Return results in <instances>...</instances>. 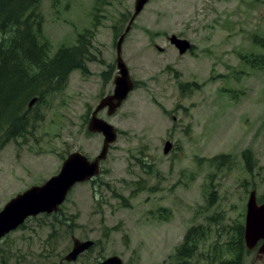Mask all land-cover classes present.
<instances>
[{
    "label": "rangeland",
    "instance_id": "rangeland-1",
    "mask_svg": "<svg viewBox=\"0 0 264 264\" xmlns=\"http://www.w3.org/2000/svg\"><path fill=\"white\" fill-rule=\"evenodd\" d=\"M134 2L41 0L50 56L91 31L96 60L86 74L73 72L62 94L35 103L24 136L0 139V211L59 173L71 153L90 161L101 153L104 138L87 125L114 91L116 41ZM173 35L192 49L181 56ZM122 53L136 85L112 117L99 113L119 131L100 175L69 192L58 219H28L0 240V264H69L63 257L73 236L95 247L72 264L112 256L176 264L190 228L202 225L209 237L197 241L187 264H225L242 254L228 245L213 252L244 225L251 191L264 200V0H151ZM167 141L173 149L165 155ZM223 155L228 164H212ZM243 252V264H264L257 249Z\"/></svg>",
    "mask_w": 264,
    "mask_h": 264
},
{
    "label": "trees",
    "instance_id": "trees-1",
    "mask_svg": "<svg viewBox=\"0 0 264 264\" xmlns=\"http://www.w3.org/2000/svg\"><path fill=\"white\" fill-rule=\"evenodd\" d=\"M40 2L0 0V139L3 140L18 139L25 135L30 123L28 103L32 98H38L41 103L48 97L62 94L69 76L76 70L86 74L87 63L96 60L91 53L94 37L91 31L79 36L74 47L62 46L55 55L50 56L51 45L42 41L44 33ZM211 162L223 166L228 164L229 157L217 156ZM58 216L59 213L53 215L55 220ZM213 221L214 218H210L209 222ZM237 228L234 241L227 237L220 250L214 249L216 256L224 254L223 248L226 245L232 246L229 251L233 253L239 250L242 252L234 261L227 260L225 264H243L245 228L242 223ZM207 230L203 225L190 228L183 244L176 250V264L191 261L197 253V241L202 243L208 239ZM223 236L219 231L216 238Z\"/></svg>",
    "mask_w": 264,
    "mask_h": 264
},
{
    "label": "water",
    "instance_id": "water-1",
    "mask_svg": "<svg viewBox=\"0 0 264 264\" xmlns=\"http://www.w3.org/2000/svg\"><path fill=\"white\" fill-rule=\"evenodd\" d=\"M151 0H135L134 12L126 27V31L117 39L116 66L117 75L114 77V88L111 95L103 97L99 105L91 113L88 122V131L103 136L104 141L101 153L93 160L81 151L71 153L63 162L62 168L54 177L47 180L43 185L32 186L29 190L9 200V203L0 211V239L19 229L28 218H34L42 214H57L61 205L67 200L69 192L77 184L92 181L100 175L103 160L108 156L110 147L118 140V129L99 117L102 110L107 109L108 116L112 117L125 103L131 92L135 89L134 81L130 75L129 66L123 57V44L127 34L137 16L143 12L146 4ZM172 45L182 56L189 52L192 44L187 39H179L173 35L169 38ZM162 50V49H161ZM33 98L29 105L36 102ZM164 154H169L173 147L167 141L164 145ZM247 202L244 240L246 249L251 251L259 246V257L264 256V202H257V192L251 191ZM94 245L92 240H80L73 236L72 249L64 256L68 263L78 261V258ZM99 264H123L121 257H107Z\"/></svg>",
    "mask_w": 264,
    "mask_h": 264
},
{
    "label": "flooded vegetation",
    "instance_id": "flooded-vegetation-1",
    "mask_svg": "<svg viewBox=\"0 0 264 264\" xmlns=\"http://www.w3.org/2000/svg\"><path fill=\"white\" fill-rule=\"evenodd\" d=\"M93 62H94V60H93L92 62H88V63H93ZM88 63H87V64H88ZM89 70H90V68H89ZM32 99H33V98H32ZM32 99H31V100H32ZM31 100H30V101H31ZM30 101H29V103H30ZM36 102H37V101H36ZM36 102H35V103H36ZM29 103H28V105H29ZM35 103L33 104V106H30V105H29V106H28V109H32V108L35 106ZM105 110H106V109H105ZM106 114H107V111H106Z\"/></svg>",
    "mask_w": 264,
    "mask_h": 264
}]
</instances>
